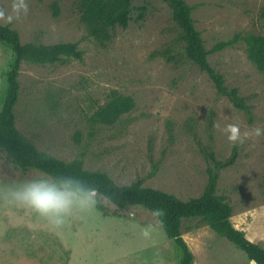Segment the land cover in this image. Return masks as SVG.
Segmentation results:
<instances>
[{"label": "rangeland", "instance_id": "rangeland-1", "mask_svg": "<svg viewBox=\"0 0 264 264\" xmlns=\"http://www.w3.org/2000/svg\"><path fill=\"white\" fill-rule=\"evenodd\" d=\"M74 1L28 0L27 15L0 19L22 44L76 43L83 54L63 64L22 62L15 128L40 152L81 161L85 171L106 173L118 185L140 179L182 201L205 191L213 165L208 154L221 162L233 157L218 171L215 196L231 208L232 225L264 248V135L253 132L264 129V71L248 60L245 43L212 52L207 61L228 89L238 90L249 114L189 60L162 0H133L127 27L102 42L88 36ZM183 1L207 51L238 34L264 36V0ZM0 10L11 14L12 0H0ZM12 62L11 49L0 42V110ZM111 92L130 96L134 108L113 126L98 124L92 116ZM231 124L249 133L243 143L227 139ZM42 177L50 178L17 168L0 147V264H180L181 252L157 216L140 206L119 209L96 196L94 207L74 209L56 226L11 199L8 189ZM180 233L194 264H253L201 217L181 219Z\"/></svg>", "mask_w": 264, "mask_h": 264}, {"label": "trees", "instance_id": "trees-1", "mask_svg": "<svg viewBox=\"0 0 264 264\" xmlns=\"http://www.w3.org/2000/svg\"><path fill=\"white\" fill-rule=\"evenodd\" d=\"M41 1V0H38ZM133 0H75L74 7L81 23L86 27L88 36L98 41H108L111 32L117 28H126L132 18ZM170 8L172 19L180 28L186 43V55L212 81L216 91L225 96L231 104L247 114L250 107L235 88L225 86L222 75L217 73L208 63L207 56L242 40L246 45L248 60L258 71H264V36L244 34L236 35L231 41L214 46L211 51L204 48L200 33L194 27L191 8L183 0H162ZM54 17L59 15L56 2L51 5ZM146 8H138L137 19L143 20ZM261 17L264 19V6ZM0 42L7 45L13 53V62L6 75L7 88L0 110V147L10 161L21 170L35 169L51 179L74 177L87 187H95L100 200L104 199L119 209L129 206H140L151 213L159 209L163 215L157 216L166 237L172 240L181 252L180 264H194V257L180 233L183 218L201 217L203 221L218 235L244 252L255 264H264V248L248 240L243 231L236 229L230 222L231 208L215 196L219 169L233 162V157L225 162L216 161L208 154L213 164L208 168V185L200 197L182 201L172 194L157 189L144 187L137 179L127 185H118L106 173L87 172L81 161L66 163L56 157L40 152L31 142L26 140L15 128L14 108L19 96L18 76L21 64L28 61L35 64H63L69 60H81L82 52L76 43L55 45L22 44L19 33L7 25L0 24ZM134 100L130 96H122L111 92L109 100L98 108L92 119L94 122L113 126L121 116L134 108ZM97 208L101 206L97 203Z\"/></svg>", "mask_w": 264, "mask_h": 264}, {"label": "clouds", "instance_id": "clouds-1", "mask_svg": "<svg viewBox=\"0 0 264 264\" xmlns=\"http://www.w3.org/2000/svg\"><path fill=\"white\" fill-rule=\"evenodd\" d=\"M28 13V0H12V12L5 15L0 10V19L12 23ZM227 139L233 143H243L249 133H241L238 124L226 127ZM256 136L264 135V129L254 128ZM11 199L23 204L45 218L52 225H60L74 209H89L95 206L97 189L85 186L74 177L50 179L42 177L17 185L7 190ZM154 215H163L155 210Z\"/></svg>", "mask_w": 264, "mask_h": 264}, {"label": "water", "instance_id": "water-1", "mask_svg": "<svg viewBox=\"0 0 264 264\" xmlns=\"http://www.w3.org/2000/svg\"><path fill=\"white\" fill-rule=\"evenodd\" d=\"M253 262V261H252ZM253 264H255V262H253Z\"/></svg>", "mask_w": 264, "mask_h": 264}, {"label": "bare ground", "instance_id": "bare-ground-1", "mask_svg": "<svg viewBox=\"0 0 264 264\" xmlns=\"http://www.w3.org/2000/svg\"><path fill=\"white\" fill-rule=\"evenodd\" d=\"M253 263V262H252Z\"/></svg>", "mask_w": 264, "mask_h": 264}]
</instances>
